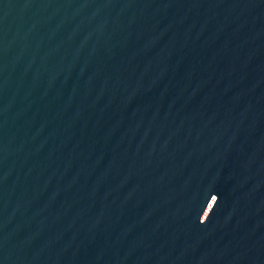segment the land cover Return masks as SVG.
<instances>
[{
    "label": "water",
    "instance_id": "95a60500",
    "mask_svg": "<svg viewBox=\"0 0 264 264\" xmlns=\"http://www.w3.org/2000/svg\"><path fill=\"white\" fill-rule=\"evenodd\" d=\"M0 264H264V0H0Z\"/></svg>",
    "mask_w": 264,
    "mask_h": 264
}]
</instances>
